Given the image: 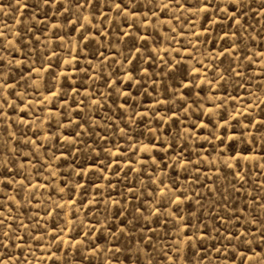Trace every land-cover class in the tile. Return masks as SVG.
Here are the masks:
<instances>
[{
  "label": "rangeland",
  "instance_id": "obj_1",
  "mask_svg": "<svg viewBox=\"0 0 264 264\" xmlns=\"http://www.w3.org/2000/svg\"><path fill=\"white\" fill-rule=\"evenodd\" d=\"M0 264H264V0H0Z\"/></svg>",
  "mask_w": 264,
  "mask_h": 264
},
{
  "label": "snow or ice",
  "instance_id": "obj_2",
  "mask_svg": "<svg viewBox=\"0 0 264 264\" xmlns=\"http://www.w3.org/2000/svg\"><path fill=\"white\" fill-rule=\"evenodd\" d=\"M117 7H119V4H117Z\"/></svg>",
  "mask_w": 264,
  "mask_h": 264
}]
</instances>
